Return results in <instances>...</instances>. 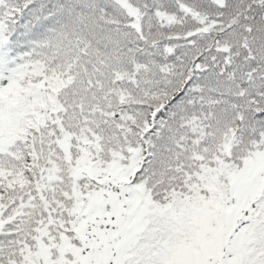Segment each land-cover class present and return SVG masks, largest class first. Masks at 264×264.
I'll return each instance as SVG.
<instances>
[{
    "label": "snow or ice",
    "instance_id": "6c2138e0",
    "mask_svg": "<svg viewBox=\"0 0 264 264\" xmlns=\"http://www.w3.org/2000/svg\"><path fill=\"white\" fill-rule=\"evenodd\" d=\"M0 264H264V0H0Z\"/></svg>",
    "mask_w": 264,
    "mask_h": 264
}]
</instances>
